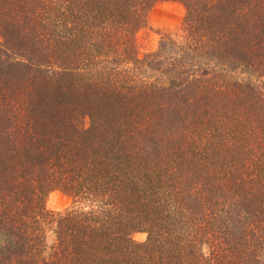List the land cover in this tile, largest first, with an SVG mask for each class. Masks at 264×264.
<instances>
[{"label": "trees", "instance_id": "obj_1", "mask_svg": "<svg viewBox=\"0 0 264 264\" xmlns=\"http://www.w3.org/2000/svg\"><path fill=\"white\" fill-rule=\"evenodd\" d=\"M160 1L0 0V264H264V0Z\"/></svg>", "mask_w": 264, "mask_h": 264}, {"label": "rangeland", "instance_id": "obj_2", "mask_svg": "<svg viewBox=\"0 0 264 264\" xmlns=\"http://www.w3.org/2000/svg\"><path fill=\"white\" fill-rule=\"evenodd\" d=\"M185 13L183 5L178 1L157 2L147 14V25L136 33L138 54L142 56L145 52L158 47L159 40L164 33H170L177 40L181 39V23ZM87 123V118H85ZM50 196V194H52ZM50 196V197H49ZM74 204L73 198L60 190L50 191L45 199L46 208L53 211H62ZM146 232L137 231L132 237L136 241H144Z\"/></svg>", "mask_w": 264, "mask_h": 264}, {"label": "bare ground", "instance_id": "obj_3", "mask_svg": "<svg viewBox=\"0 0 264 264\" xmlns=\"http://www.w3.org/2000/svg\"><path fill=\"white\" fill-rule=\"evenodd\" d=\"M52 195H53V193H52V194H50V196H52ZM50 196H49V197H50Z\"/></svg>", "mask_w": 264, "mask_h": 264}]
</instances>
